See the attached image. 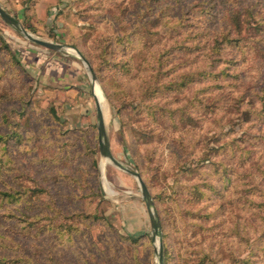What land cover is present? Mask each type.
Listing matches in <instances>:
<instances>
[{
	"label": "rangeland",
	"instance_id": "obj_1",
	"mask_svg": "<svg viewBox=\"0 0 264 264\" xmlns=\"http://www.w3.org/2000/svg\"><path fill=\"white\" fill-rule=\"evenodd\" d=\"M57 11L37 28L12 15L90 64L108 147L152 197L163 263L264 264V0ZM67 54L0 18V264H157L136 179L101 172L91 85Z\"/></svg>",
	"mask_w": 264,
	"mask_h": 264
},
{
	"label": "water",
	"instance_id": "obj_2",
	"mask_svg": "<svg viewBox=\"0 0 264 264\" xmlns=\"http://www.w3.org/2000/svg\"><path fill=\"white\" fill-rule=\"evenodd\" d=\"M0 17L1 19L12 27L14 30L18 31L27 41L41 47L45 51H51L54 53H68L70 55L78 58L86 68V75L89 79L91 85V92L94 98L95 110H96V121H97V140L99 146V152L102 157L106 159L107 162H110L117 168L122 171L132 175L140 188L142 199L145 203V207L148 214L149 224L151 228V237L156 241L155 253L157 264L163 263V251H162V240H161V225L157 215V212L154 208L152 197L141 178L140 174L136 170H132L124 166L121 162H119L110 152L108 148V141L105 132V124H104V114L102 111L101 100L98 99L94 93V87L96 86V77L94 72L86 60V58L74 47L67 46L65 44L56 43L52 41L42 40L39 37L32 35L28 32L20 23V21L11 15L8 11H6L2 6H0ZM67 54V55H68Z\"/></svg>",
	"mask_w": 264,
	"mask_h": 264
},
{
	"label": "crops",
	"instance_id": "obj_3",
	"mask_svg": "<svg viewBox=\"0 0 264 264\" xmlns=\"http://www.w3.org/2000/svg\"><path fill=\"white\" fill-rule=\"evenodd\" d=\"M66 2L67 0H0V6L7 8L5 10H9L11 15L13 13L21 17L23 22L37 28V24L53 19L55 13L59 12L57 10L64 7Z\"/></svg>",
	"mask_w": 264,
	"mask_h": 264
},
{
	"label": "bare ground",
	"instance_id": "obj_4",
	"mask_svg": "<svg viewBox=\"0 0 264 264\" xmlns=\"http://www.w3.org/2000/svg\"><path fill=\"white\" fill-rule=\"evenodd\" d=\"M1 18V17H0ZM4 22V21H3ZM5 23V22H4ZM8 25V24H7ZM9 26V25H8ZM94 93H95V95H96V97L98 98V99H100L101 100V92H100V89L98 88V86L96 85L95 87H94ZM103 98H104V96H103ZM108 108V107H107ZM109 148V147H108ZM110 150V149H109ZM111 152V151H110ZM112 154V153H111ZM107 163H110V162H107V161H103L101 164H100V169H101V172L104 174V168H105V165L107 164ZM105 187H106V190L108 191V192H110V193H112V191L110 190V188H109V186H108V184L106 183L105 184ZM114 195V194H113ZM112 195V196H113Z\"/></svg>",
	"mask_w": 264,
	"mask_h": 264
},
{
	"label": "trees",
	"instance_id": "obj_5",
	"mask_svg": "<svg viewBox=\"0 0 264 264\" xmlns=\"http://www.w3.org/2000/svg\"><path fill=\"white\" fill-rule=\"evenodd\" d=\"M228 20H229L230 22H233V25L235 24V19H234V17H233L232 14H229V16H228ZM33 29H35V28H33ZM4 42L6 43V44H5V47H6L7 50L11 53L12 58L15 59V60H14L15 63L20 65L19 60H18L17 58H15L14 55H13V50H12V48H11V45H10L8 42H6L5 40H4ZM144 183H145V182H144ZM145 184H146V183H145ZM0 194H1V195L8 196L5 192H2V193H0ZM129 239H132V240H133V238H129Z\"/></svg>",
	"mask_w": 264,
	"mask_h": 264
}]
</instances>
